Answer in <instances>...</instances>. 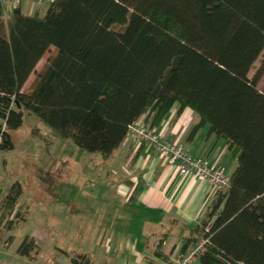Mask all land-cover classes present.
Instances as JSON below:
<instances>
[{"label": "trees", "instance_id": "trees-1", "mask_svg": "<svg viewBox=\"0 0 264 264\" xmlns=\"http://www.w3.org/2000/svg\"><path fill=\"white\" fill-rule=\"evenodd\" d=\"M43 5L33 14L16 7L5 19L0 0V150L12 147L10 131L22 124L24 110L107 159L140 117L156 130L173 106L174 117L189 107V138L207 125L235 167L226 172L228 186L181 238L180 251L204 238L205 250L192 264H264V91L257 87L264 74V0ZM20 195L15 183L0 197L7 232L24 219ZM37 248L26 235L15 252L30 258ZM70 262L91 264L86 253Z\"/></svg>", "mask_w": 264, "mask_h": 264}, {"label": "rangeland", "instance_id": "rangeland-1", "mask_svg": "<svg viewBox=\"0 0 264 264\" xmlns=\"http://www.w3.org/2000/svg\"><path fill=\"white\" fill-rule=\"evenodd\" d=\"M28 7L24 10L29 11ZM52 53L50 47L36 64L27 87ZM260 60L255 61L249 77ZM257 87L264 91V74ZM10 138L12 147L0 150V197L18 183L24 219L10 232L1 224L0 264H71L77 254L96 256L105 237L124 225L119 216L107 215V210L116 207L117 175H98L103 160L99 153L79 148L25 110L22 124L10 131ZM9 235L13 236L11 244H7ZM26 235L33 237L38 247L30 258L15 252Z\"/></svg>", "mask_w": 264, "mask_h": 264}, {"label": "crops", "instance_id": "crops-1", "mask_svg": "<svg viewBox=\"0 0 264 264\" xmlns=\"http://www.w3.org/2000/svg\"><path fill=\"white\" fill-rule=\"evenodd\" d=\"M18 7L25 14H33L42 13L46 5L35 7L31 0H22ZM26 7L29 11L24 10ZM193 123L194 114L187 107L177 117H170L169 112L156 130L191 156L222 166L230 174L235 159L226 145L208 133L207 125L189 138ZM102 159L98 175H117L116 207L107 210V215L119 216L124 225L105 237L96 256L88 254L91 264H169L171 256L180 251L181 238L207 210L213 198L210 185L191 174L180 176L153 148L129 136L109 158Z\"/></svg>", "mask_w": 264, "mask_h": 264}, {"label": "built area", "instance_id": "built-area-1", "mask_svg": "<svg viewBox=\"0 0 264 264\" xmlns=\"http://www.w3.org/2000/svg\"><path fill=\"white\" fill-rule=\"evenodd\" d=\"M22 0H1L3 5V15L8 19L14 8L21 4ZM42 6L45 2L53 0H31ZM175 109L170 110V117L174 116ZM128 136L139 142H145L153 148L161 159L168 165L174 167L180 176L193 175L199 180L207 182L211 187L212 196L218 191L224 190L229 184V175L225 168L209 164L207 160L200 157L191 156L188 151L176 142H172L163 137L162 132L148 127L144 122V116L129 126ZM208 227H206V230ZM207 239L200 238L186 251H178L171 256L169 264H192L198 256L205 250ZM157 244V243H156Z\"/></svg>", "mask_w": 264, "mask_h": 264}]
</instances>
